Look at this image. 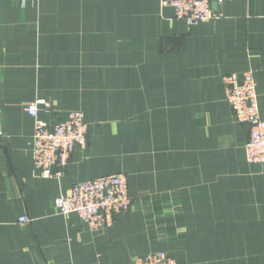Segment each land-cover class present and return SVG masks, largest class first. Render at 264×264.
Listing matches in <instances>:
<instances>
[{"label": "crops", "instance_id": "1", "mask_svg": "<svg viewBox=\"0 0 264 264\" xmlns=\"http://www.w3.org/2000/svg\"><path fill=\"white\" fill-rule=\"evenodd\" d=\"M189 26L160 0H0V264H264V164L223 76L252 70L264 120V0H225ZM36 98L52 124L87 122L60 178L33 167ZM127 176L131 206L93 233L54 200L71 184ZM26 216L25 222L19 218Z\"/></svg>", "mask_w": 264, "mask_h": 264}, {"label": "built area", "instance_id": "2", "mask_svg": "<svg viewBox=\"0 0 264 264\" xmlns=\"http://www.w3.org/2000/svg\"><path fill=\"white\" fill-rule=\"evenodd\" d=\"M225 0H160L161 6H170L177 19L189 26L214 18L213 8ZM225 98L238 122L249 126V137L244 146L249 163L264 164V120L259 115L256 82L252 70L238 76L230 73L222 78ZM49 104L36 98L25 107L33 118L30 149L33 167L42 177L60 178L68 165L71 153L86 145L87 122L83 112L70 110L52 124L42 121L39 108ZM4 133L1 129L0 137ZM127 176L123 173L102 174L95 178L74 182L67 192L54 200L58 214H76L82 224L93 233L113 226L118 217L131 206ZM26 216L19 218L27 221ZM132 264H176L165 251H151L134 257Z\"/></svg>", "mask_w": 264, "mask_h": 264}]
</instances>
